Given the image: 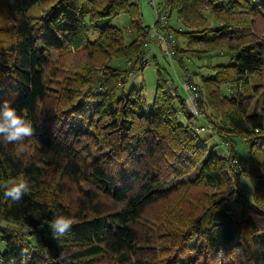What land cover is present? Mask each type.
<instances>
[{
	"label": "trees",
	"instance_id": "trees-1",
	"mask_svg": "<svg viewBox=\"0 0 264 264\" xmlns=\"http://www.w3.org/2000/svg\"><path fill=\"white\" fill-rule=\"evenodd\" d=\"M139 5L0 0V101L35 129L0 142V183L31 185L19 202L0 190V264H264V0H165L180 29L144 25ZM156 35L174 58L231 56L192 82L198 113L160 68L152 101L133 85ZM61 214L74 224L57 239Z\"/></svg>",
	"mask_w": 264,
	"mask_h": 264
},
{
	"label": "rangeland",
	"instance_id": "rangeland-1",
	"mask_svg": "<svg viewBox=\"0 0 264 264\" xmlns=\"http://www.w3.org/2000/svg\"><path fill=\"white\" fill-rule=\"evenodd\" d=\"M164 1L165 0H153L154 3H152V0H139V10L141 12V18L144 25H154L155 21L158 19V6ZM127 21L128 17L126 15H121L120 17L115 18L113 23L121 27H125L127 25ZM169 24L174 29H180L181 21L176 11L172 12L169 18ZM150 43L151 46L148 48L149 50L147 53V60H149L150 64H148V66H146L143 70L135 71L132 74L133 76L131 79L133 85L139 88L145 84L146 96L150 101H152L156 89L158 68H160L165 77L170 79V81L175 84L179 92L191 99L193 104L191 103V108L189 109H197L194 101L197 96L196 89L192 92L191 86L195 85L194 83H202V74L204 75L210 73V66L228 62L231 58L229 55H219L216 53L203 54L202 56H194L187 53L184 54L183 59H179L178 57L174 58L170 56L169 53L166 52V48H164L165 46H163V43L159 42L158 35L153 36V40L150 41ZM181 61H183V63H181ZM114 63L115 66L118 67L127 66L123 60L114 61ZM194 93H196V95H194ZM199 105H201L200 102ZM209 109L211 110L210 107ZM205 122H207L205 118H202L201 121H199V123L202 124ZM201 135L204 138H208L209 146L215 148L216 152L221 156L231 153L232 149L230 142L221 141L218 136H211V132L209 130L202 131ZM236 140L238 143L236 147L237 156L242 163H245L247 160V154L250 150V143L240 137L236 138ZM234 158L236 157H233L232 159ZM237 163L233 162L232 164L237 165ZM255 182V177L245 176L243 178V187L246 188L245 190L249 195H252L253 193ZM4 249L5 244L0 235V250L3 251Z\"/></svg>",
	"mask_w": 264,
	"mask_h": 264
},
{
	"label": "clouds",
	"instance_id": "clouds-1",
	"mask_svg": "<svg viewBox=\"0 0 264 264\" xmlns=\"http://www.w3.org/2000/svg\"><path fill=\"white\" fill-rule=\"evenodd\" d=\"M195 111V108H192ZM35 129L23 110H18L8 99L0 101V142L17 143L31 137ZM3 196L11 202H19L31 190L27 178H14L0 183ZM74 220L66 215H54L48 222L53 236L57 239L69 232Z\"/></svg>",
	"mask_w": 264,
	"mask_h": 264
},
{
	"label": "built area",
	"instance_id": "built-area-1",
	"mask_svg": "<svg viewBox=\"0 0 264 264\" xmlns=\"http://www.w3.org/2000/svg\"><path fill=\"white\" fill-rule=\"evenodd\" d=\"M152 3H154L153 0H152ZM158 9H159V11H158V18L160 19L161 25L162 26L168 25L169 24V21H168V12L167 11L166 12H163L161 10V7L160 6H158ZM153 30H154V33L158 32L156 27H154ZM161 38L163 39V37H161ZM166 39L167 40H165V41L169 44V46L174 43V41H173L172 38H166ZM168 50H170V48H168ZM191 89H192V92H194V90L196 89L195 85H192L191 86ZM194 95H196V93H194ZM192 112L196 114V113H198V110L195 109V111H192ZM232 162L237 163L238 162V159L237 158H234V159H232Z\"/></svg>",
	"mask_w": 264,
	"mask_h": 264
}]
</instances>
